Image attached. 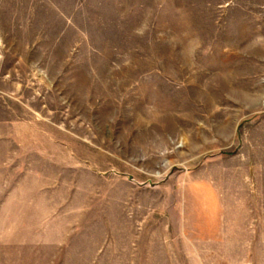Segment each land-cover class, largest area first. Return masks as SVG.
<instances>
[{
	"label": "rangeland",
	"instance_id": "obj_1",
	"mask_svg": "<svg viewBox=\"0 0 264 264\" xmlns=\"http://www.w3.org/2000/svg\"><path fill=\"white\" fill-rule=\"evenodd\" d=\"M0 264H264V0H0Z\"/></svg>",
	"mask_w": 264,
	"mask_h": 264
}]
</instances>
